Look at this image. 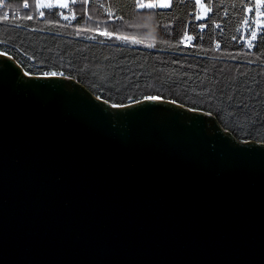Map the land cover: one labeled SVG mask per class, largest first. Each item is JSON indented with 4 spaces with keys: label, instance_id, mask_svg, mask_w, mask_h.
<instances>
[{
    "label": "water",
    "instance_id": "water-1",
    "mask_svg": "<svg viewBox=\"0 0 264 264\" xmlns=\"http://www.w3.org/2000/svg\"><path fill=\"white\" fill-rule=\"evenodd\" d=\"M135 101L0 51V264H264V141Z\"/></svg>",
    "mask_w": 264,
    "mask_h": 264
},
{
    "label": "trees",
    "instance_id": "trees-1",
    "mask_svg": "<svg viewBox=\"0 0 264 264\" xmlns=\"http://www.w3.org/2000/svg\"><path fill=\"white\" fill-rule=\"evenodd\" d=\"M26 1L28 10L0 21L6 43L0 51L26 72L72 76L112 103L149 95L172 99L213 113L238 138L264 141V0L260 29L248 48L237 41L251 0H200L207 12L199 19L194 0L155 9H137L141 0H88L87 16L84 0H77L72 18L58 7L40 15L36 1ZM252 31L250 15L245 34Z\"/></svg>",
    "mask_w": 264,
    "mask_h": 264
},
{
    "label": "built area",
    "instance_id": "built-area-1",
    "mask_svg": "<svg viewBox=\"0 0 264 264\" xmlns=\"http://www.w3.org/2000/svg\"><path fill=\"white\" fill-rule=\"evenodd\" d=\"M10 0H0V21L5 20V16L8 17L10 12H14V13H19L22 10H28V7L25 8L24 4L28 2L26 0H23L22 3L20 5H16V6H11L9 4ZM36 4L37 2L40 3H53L58 5L57 3L62 2L63 0H35ZM147 1H154V0H147ZM180 1H187V0H180ZM200 0H194L196 6L198 5ZM253 5L246 9V13H245V22L242 26V35L241 37L238 39L237 44L244 46V47H250L252 45V42L255 39L256 34L259 32V18L262 16L261 11H260V7L257 8V5L261 3V0H251ZM172 2V0H170V3ZM169 3V4H170ZM168 4V5H169ZM164 8V7H163ZM44 9V8H43ZM43 9H38L40 12H42ZM250 15H252V21H253V31L250 35H246L245 34V30L247 28V22L250 19ZM196 17H198V14L196 12ZM218 29V26L215 25V30ZM253 33H255V36H253ZM186 38H188V36L186 35ZM1 44H6L5 42L0 41ZM3 52V51H2ZM8 54V53H6ZM24 55V53H22ZM27 56V55H26Z\"/></svg>",
    "mask_w": 264,
    "mask_h": 264
},
{
    "label": "snow or ice",
    "instance_id": "snow-or-ice-1",
    "mask_svg": "<svg viewBox=\"0 0 264 264\" xmlns=\"http://www.w3.org/2000/svg\"><path fill=\"white\" fill-rule=\"evenodd\" d=\"M57 5L56 4H53V3H40V2H37V4L35 5V7L37 9H43V8H53V7H56ZM59 7H65L66 5L64 4H59L58 5ZM168 6L167 4H164V3H161V4H155V3H137L135 5V7L137 9H144V8H147V9H155L157 7H166ZM201 8L203 7V5H199ZM24 7L27 8L28 7V4L25 3L24 4ZM261 7V5H257V8ZM44 13L41 12L40 15H43ZM5 19H7L8 17L5 16L4 17ZM28 19H31V17H27ZM200 17H197V19H199ZM203 27V25H202ZM102 35H107L109 36V38H111L113 36V33H102ZM187 35V34H185ZM253 36H255V33H253ZM116 39H119V40H124L126 42H131V43H145L146 40L143 39V38H137V37H129V36H124V35H118L116 36ZM188 39L190 40L191 37H188ZM163 42V41H161ZM147 46L148 47H154L155 46V41L153 40V42L151 43H147ZM42 75L44 77H54L57 75L56 72H44L42 73ZM60 76H63V73H59ZM144 100L146 101H150V102H153L149 105H146L145 108H151V107H154V106H157L159 104V102L161 101V97L160 96H152V95H149V96H145L144 97ZM134 103L136 104H141L142 101H134ZM171 103L175 104L176 101H171ZM114 107H116L117 105H113ZM124 107H127V106H124Z\"/></svg>",
    "mask_w": 264,
    "mask_h": 264
},
{
    "label": "rangeland",
    "instance_id": "rangeland-1",
    "mask_svg": "<svg viewBox=\"0 0 264 264\" xmlns=\"http://www.w3.org/2000/svg\"><path fill=\"white\" fill-rule=\"evenodd\" d=\"M77 0H63L62 2H59L57 3L58 5L59 4H64L66 5L65 7H59L58 5L56 7L58 8H66L68 10V12L66 13V15L70 16V18H72L75 14V11H74V5L76 4ZM87 2L88 0H84V6H85V15L87 16ZM141 3H155V4H161V3H164V4H169L170 3V0H154V1H147V0H141ZM199 5H202L201 2H199ZM198 5V8H199V17H204L205 14H206V8H204V6L201 8L200 6ZM111 20H113V18H111ZM259 27H260V18H259ZM260 29V28H258ZM246 31V30H245Z\"/></svg>",
    "mask_w": 264,
    "mask_h": 264
}]
</instances>
